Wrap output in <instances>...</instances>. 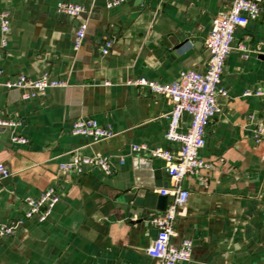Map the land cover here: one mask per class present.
Wrapping results in <instances>:
<instances>
[{
  "label": "crops",
  "instance_id": "crops-1",
  "mask_svg": "<svg viewBox=\"0 0 264 264\" xmlns=\"http://www.w3.org/2000/svg\"><path fill=\"white\" fill-rule=\"evenodd\" d=\"M58 1L85 10L61 15ZM229 2L124 0L108 8L106 0H0V11L9 13L0 81L46 72L67 84L27 101L0 86V116L19 121L0 126V163L10 177L0 178V220L21 217L25 199L49 186L61 196L46 221L25 219L13 235L0 237V264H158L146 253L156 233L148 218L163 201L157 196L156 208H141L137 192L161 195L172 180L162 159L129 154V145L176 151L178 144L164 138L173 105L126 80L171 83L183 70H203L212 21ZM81 22L85 37L74 50ZM106 39L112 45L102 54ZM221 85L228 94L218 97L220 111L209 120L199 153L211 163L200 171L207 183L198 175L183 179L189 195L178 209L171 243L193 241L190 260L179 264H264V133L254 137L257 126L264 127V0L259 17L235 29ZM246 90L260 93L243 95ZM79 117L110 125L113 135L93 141L72 134ZM189 124L184 113L180 131ZM12 135L27 142H12ZM74 153L107 156L112 172L91 165L80 174L61 170Z\"/></svg>",
  "mask_w": 264,
  "mask_h": 264
},
{
  "label": "built area",
  "instance_id": "built-area-1",
  "mask_svg": "<svg viewBox=\"0 0 264 264\" xmlns=\"http://www.w3.org/2000/svg\"><path fill=\"white\" fill-rule=\"evenodd\" d=\"M124 0H106L108 8L118 6ZM263 0H230L228 8L215 17L211 30L206 38L205 45L209 53L208 63L201 70H183L171 83H160L146 77L131 78L126 80L127 85L145 88L150 93L163 95L172 102V109L168 115V123L164 132L165 140L176 142L178 149L170 151L166 147L158 146L149 148L145 143H131L129 154L148 152L151 157L162 159L165 171L172 180L169 188L159 189L161 195L169 197L165 208L156 211L148 218L149 223L155 228L156 233L146 247V253L155 258L158 264H179L189 261L193 247L190 238H183L178 245L171 243V238L176 234L175 222L177 212L188 198L189 192L183 187L182 181L188 175H198L200 183L205 185L207 178L200 174L202 169H209L211 163L200 157V150L205 144V129L211 118L219 111V96H227V90L221 85L223 68L231 52L235 29L245 26L255 20L261 13ZM85 10L81 4L58 1L55 12L68 17H76ZM87 24L81 22L77 26L73 37V49L78 50L85 37ZM9 29V13L0 11V50L7 44L6 33ZM112 45V39H106L100 45L102 54H107ZM243 51L245 45H239ZM2 70L0 69V74ZM66 81L54 78L48 73H42L37 78H30L24 73H19L13 79L0 81V86L6 89H16L20 92L22 100H32L44 94L48 89L65 87ZM259 94V91L246 90L243 95ZM184 113L190 115V124L186 131H180L179 125ZM19 123L12 118L0 116V126L12 127ZM72 134L83 135L93 141L109 138L113 135L110 125H100L94 118L79 117L71 124ZM264 133V127L258 125L254 130V137L259 140ZM11 141L26 143L27 139L12 135ZM123 162V158L120 160ZM84 165L99 167L106 173H111L109 158L100 155H79L74 153L67 162L59 164V168L75 174L83 171ZM9 171L0 163V178L7 177ZM61 196L57 189L49 186L38 197L25 199L26 209L21 217L9 222L0 220V237H9L25 219L35 218L37 221H46L53 207L60 201ZM241 264V263H231Z\"/></svg>",
  "mask_w": 264,
  "mask_h": 264
},
{
  "label": "water",
  "instance_id": "water-1",
  "mask_svg": "<svg viewBox=\"0 0 264 264\" xmlns=\"http://www.w3.org/2000/svg\"><path fill=\"white\" fill-rule=\"evenodd\" d=\"M9 176L1 178L2 180H9ZM138 197H143V201L139 202V205L141 208L148 207V208H156L155 202L156 197L158 196L160 199H162V206L159 207L160 210H163L166 206L167 196L166 195H156V193L148 192L143 189H140L137 192Z\"/></svg>",
  "mask_w": 264,
  "mask_h": 264
}]
</instances>
